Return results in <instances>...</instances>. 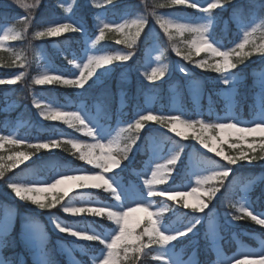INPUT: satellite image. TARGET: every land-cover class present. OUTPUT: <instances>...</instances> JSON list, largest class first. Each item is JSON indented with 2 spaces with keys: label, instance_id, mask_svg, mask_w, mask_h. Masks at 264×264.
Masks as SVG:
<instances>
[{
  "label": "trees",
  "instance_id": "obj_1",
  "mask_svg": "<svg viewBox=\"0 0 264 264\" xmlns=\"http://www.w3.org/2000/svg\"><path fill=\"white\" fill-rule=\"evenodd\" d=\"M135 0H111L110 4H101L98 0H74L70 8V14L74 19L80 21L83 25L84 32L80 33L76 30L74 32H66L61 35L47 38L37 37L35 35L38 31H44L47 29L50 23L59 21L65 16L62 0H40V3L31 11V18L29 20L28 28L25 31L20 18L28 16L29 12L15 4L14 0H0V27L3 23L10 25L14 31L22 33L21 37L15 41L8 40L2 46H0V78L8 76L13 73L15 69H22L27 72L26 83H19L8 86L7 84H0V128L2 130H8L14 125V122L18 117L23 118L24 115H20L22 105L29 106L30 101L34 98L41 99V106L56 104L67 110L74 108L77 105L80 97H77L75 88L67 87L62 83L53 82L51 84L37 85L35 84L36 75L40 71V67L44 62L42 55L39 54L33 40H42L45 42L47 49V55L50 59L52 66L64 75H67L70 71L69 66V53L73 50L79 55L85 43V34L93 36L97 33L99 36V28L103 26L100 23L102 14L106 17L120 20L124 15L131 16L132 19L141 16L142 9L139 8L134 2ZM218 3V9L213 10L217 13L214 16V23L211 28L212 35L219 39L224 48H234L239 42V18L242 17L245 20L249 19V15L257 10L260 15V24L253 30V39L246 44L245 52L251 53L250 56L244 58L242 64H238L236 69H232V73L237 77L235 82L236 87V105L240 116L250 117L254 112V94L256 92L254 86L255 74H253L252 67L258 66L260 59L264 58V51H261L262 47L254 46V41L259 44L260 40L264 39V8H260V5H264V0H216ZM32 3L33 0H28ZM148 5L154 11H165L172 13L173 15L183 20L191 21L196 18L198 12L190 7L170 5L168 7L158 8L154 5L153 0H148ZM191 2V1H190ZM255 4V5H252ZM147 5V6H148ZM223 8V9H220ZM234 9H239L234 13ZM243 13V15H241ZM166 16V15H164ZM168 17V16H167ZM238 17V18H237ZM173 19L171 17H168ZM130 19V18H128ZM131 20V19H130ZM129 20V21H130ZM175 20V19H174ZM157 25L160 34L158 35V42L160 47L164 51L162 55L164 61L172 54V44L168 40L167 34ZM188 24V23H187ZM145 28V27H144ZM144 28L141 30L140 36L137 38L132 48H128L126 44L119 43L124 40L125 35L122 33L134 32L133 27L117 30L115 25L113 27L105 29L104 39L95 40L96 46L99 49H104L108 54H117L116 52L120 48H125L132 55L125 64H121L122 61H114L112 69L100 80L98 83L87 84L82 87L81 92L87 93L90 88L92 92L90 95L85 96L86 103L93 106L94 100H98L101 103L100 117L105 121L114 122L116 117L124 120H130L134 117L135 111L144 106V90L148 85H151L156 92V96L153 100V107L157 114L167 115V111L170 106L169 102V84L175 79L173 75L179 74L181 81L183 82L184 91L181 95L180 105L183 108L186 115L194 116L193 109L195 103L192 99L191 91L186 84L187 80L180 70H174L172 74L168 69L165 72V76L161 79L150 82L147 80L145 71V59L148 58L150 53L148 52V34L143 36ZM173 33L174 39L180 41L178 46L180 47V55H177L182 62L192 63L190 61L183 60L184 55L191 54L192 61H199L205 59H211L207 52H200L193 54L188 50L189 42L193 38V34L185 32V36L181 37L175 32V29H170ZM257 44V46H258ZM233 62L236 57L233 55ZM168 62V61H167ZM126 68L130 70L129 78L123 80L119 71L126 65ZM157 67H161L160 64ZM193 72L205 78L204 90L201 98L199 99V110L204 119L210 120L211 114L214 111H220L223 105V99L221 97V87L218 80H216L217 72L206 71L204 68H193ZM22 83V84H21ZM21 84L20 86H17ZM28 90V96L25 93ZM122 97L125 100L123 107L118 106V99ZM15 98L18 100L20 106L14 111L6 112V100ZM32 111H27L29 115H32L34 125L31 127H22L21 131L26 134L29 139L28 144H23V147L33 152L34 159L41 158V163L38 161H31L29 164H23L17 168L5 170V174L0 178V189L11 200L19 201V198L15 196L14 192L7 187L10 182H27L32 177L38 175H44L47 178L51 177L53 172L56 171L57 166H65V164L75 165L82 164L79 159H73L67 157L64 153V149L60 150H47L40 149L39 151H33L31 145L32 142L45 140L52 134H56L58 131H64L66 133H77L80 126H69L61 120H48L45 117L39 115L40 109L36 105H32ZM25 113V115H26ZM136 116V115H135ZM27 117V116H25ZM127 128V126L125 127ZM168 130L164 126L156 122H149L144 129H142L136 138V145L134 150L128 153V159L122 160L123 164L133 166L139 157L146 154L147 140L145 134L151 130ZM127 133L122 132L120 138H123ZM156 138V136H155ZM173 138V137H172ZM190 141V138H187ZM168 143V142H166ZM66 146V145H64ZM67 147V146H66ZM196 159L200 164L205 165L206 168L213 167L210 161H218L220 164H224L214 154L208 153L205 150H196ZM60 160L63 162L61 163ZM132 160V163L128 161ZM253 163L259 164V161ZM264 163V162H263ZM184 163L178 161L175 165V171L178 174V178H182L184 175ZM257 166H248L244 163L241 167L232 168L233 171L229 177L223 181V185L213 181L212 184L219 188V191L211 199H207V207L213 209L218 216V220L223 224L228 220H233L232 217L240 216L241 219L234 220L231 228L224 226L220 230L222 235L220 245L222 250L227 254L233 253L239 244L247 246L255 251H260L264 243V226L256 224L254 220L246 213H241L237 209L239 207V198L241 196L242 186L244 183L253 178L258 172ZM264 177L263 180L254 186L251 190L250 197L254 204L255 209H260L264 203L263 195ZM62 193V192H61ZM104 195L100 190H90L84 192L82 190L71 191L59 204H56L51 209H41L38 205L32 204L30 201H23V205L30 207L32 210L38 211V213L48 212L55 213L60 216L66 223L79 227L86 222H101L104 223V219L96 218V216L89 215H76L65 213L61 205H67L69 201H78L80 198L102 197ZM157 199L167 202V210L165 216L168 219L177 217L178 221L193 220L191 215L194 211L190 208H185L181 202L177 200H169L164 197L158 196ZM236 205V207H232ZM3 211L0 210V219ZM247 216V217H244ZM143 227V225H142ZM138 229V231L142 230ZM23 221H15L12 230L8 235L3 238L1 243V253L6 260H9V264H16L22 256L24 261L21 264H31L30 258L26 255L27 245L23 242ZM45 229L48 234L47 243L44 246V257L47 264H65L64 255L57 249V241H69L70 237L65 233H60L50 228L45 223ZM194 233L197 234L194 243L191 244L190 249H195L197 256V264H205L214 260V254L210 243L208 242L204 226L197 224L194 229ZM231 232L234 233L231 234ZM193 236L188 235L180 241L182 244L186 243ZM146 239V238H145ZM81 252H75V257L78 258L84 264L88 263V257L90 253L98 252L102 247L97 242H85L81 245ZM151 251H146L139 257L129 253L127 257H124L121 253L120 264H158L157 245L151 246ZM235 264H259V262H244L238 261Z\"/></svg>",
  "mask_w": 264,
  "mask_h": 264
},
{
  "label": "rangeland",
  "instance_id": "obj_2",
  "mask_svg": "<svg viewBox=\"0 0 264 264\" xmlns=\"http://www.w3.org/2000/svg\"><path fill=\"white\" fill-rule=\"evenodd\" d=\"M74 0H62V4L64 7V12L65 16L60 19L59 21L50 23L48 27L55 26L56 23H73L74 27L61 32L59 35L62 33L66 32H74L75 31V26L76 25H82V23L76 19L73 18L70 14V8L73 4ZM148 0H135L137 6L142 9L141 15L147 16V24L145 25L144 31H143V36L147 35L148 36V41L150 40L152 43L149 45L148 44V52L150 53L149 57L145 59V67L146 71L145 73L151 74V68L152 67H157L159 64L161 67L167 66V69L170 73L173 74L174 70H180V66L186 67L189 72L188 74H184L187 82L186 84L188 85L189 90L191 91L192 98L195 103V108L193 109L194 116H189L185 114L183 108L180 105V97L182 95V92L184 91L183 88V82L180 80L181 76L179 74L173 75V78L175 79L172 81L171 84H169V97H170V106L167 111V115H177L180 114L185 118H192V119H204L202 117V114L199 110V107L197 105L198 100L200 99L203 90H204V83H205V78L197 75L193 72V68H195L193 63H185L182 62L179 57L177 56L176 53L172 51V54L169 55V57L166 59L167 61H164L163 56H160V59L157 60L156 57L160 55V51L162 48L160 47V43L158 42V35L160 34L159 29L157 25L155 24L156 19L154 16L151 15V12L153 11L151 7L148 5ZM191 1V0H190ZM34 2V0H33ZM32 2V3H33ZM99 3L104 4L105 0H98ZM206 2H214L217 3L216 0H199V3L202 6L206 7ZM148 5V6H147ZM25 10V9H24ZM159 15H166L168 17H171L173 19H179L180 22H182L181 18L173 15L172 13L165 12V11H155ZM131 16L125 15L123 16L120 20H114L111 18L106 17L104 14H102V17L99 19L101 24L104 23H110L114 25H119V24H125L126 21H129ZM238 18V17H237ZM249 21L251 24L245 29L240 27L241 23H247ZM183 22L188 23V24H204L207 23V20L203 17H201L199 14H197L196 18L192 19L191 21L188 20H183ZM214 23V16L212 17V25ZM260 24V15L257 13V11H254L252 15H250V18L248 20H243L242 18H239V23H238V28H239V42L241 43L244 40L243 37V32L248 31L249 36H248V42L250 39H253V30ZM5 29H12L10 25H7V23H3L2 26ZM131 27H126L127 31H129ZM211 28L210 27V35L211 33ZM12 34V33H10ZM0 35H3V31L0 30ZM194 33H193V38H194ZM58 36V35H57ZM97 36V33H95L92 37L89 36L88 34H85V43L83 45V48L81 49L79 55H77L73 50L69 53V66H70V71L68 75H63L55 70V68L52 66L50 63L49 58L47 57L46 54V47H45V42L42 40H33L34 45L36 46L38 52L42 57H45L44 60L45 62L43 65L40 67V71L36 75V78L42 76V75H52V76H64L65 78L68 79H74L76 76L79 75V71L77 68H75V64L80 63L82 64L83 62H86L87 56L88 55H105L108 54V52L104 49H99L96 46V39L93 40ZM55 37V36H54ZM47 38H52V37H47ZM192 38V39H193ZM191 39V40H192ZM216 42L219 45H222V43L219 41V39L215 38ZM8 41V40H7ZM5 41L4 43H6ZM95 42V43H94ZM247 44V43H246ZM246 44L245 48L246 49ZM258 43H256V40L254 41V46L256 47H264V39L260 40L258 46ZM200 47H204L203 45H199ZM224 48V46H223ZM222 48V50H223ZM188 50L193 53V54H198L195 51V48H193L190 43L188 46ZM121 52H128L125 48H120L116 53H121ZM201 52H207L210 57H213L211 59H205L208 60L210 63H215L217 59H220L219 57H216L214 54L208 52L206 49ZM121 64H125V62H121ZM112 65L102 67L101 69L98 70V72L87 82V84H93V83H98L100 82L101 79H103L104 76L112 69ZM126 65H122L121 67H124L121 69L118 73L120 77H124V79L129 78L130 70L126 68ZM206 71H211L215 72L213 69L204 68ZM22 71V69H15L12 74L5 76L3 80H11L14 79L15 76L19 75V73ZM253 74H255L254 78V86H255V94H254V106L257 104L259 95L261 93V79L264 78V58L260 59V63L256 67H252ZM24 76L21 77L19 81H16L15 83H5L8 86H13L20 81L22 83H26V75L27 72L26 70L23 71ZM182 73V72H181ZM226 77H228L231 81L232 84L229 86H224L222 83L219 84L221 87V97L224 101V104L221 107L220 111H214L211 114L210 120L204 119L206 121H211V120H216L217 117H223L225 116L228 112L235 113L239 115L240 119L247 123L248 121H251L254 119V113L250 117H244L240 116L237 105H236V87H235V82L237 81V77H235V74L232 73L230 70V73H225L224 74ZM221 73H217L216 80L221 82L220 80ZM161 79V78H160ZM55 82V81H54ZM21 83V84H22ZM21 84H18L17 86H20ZM86 84V85H87ZM66 85V84H64ZM67 87H73L76 90L77 97H80L79 102L77 101V105L72 108L71 110H65L61 106H58L56 104H49L48 106L52 110H58L59 112H80L81 115L86 116L87 120L85 121L86 123L90 122L91 127H95L97 133L99 134L100 143H103L105 145L108 144V142L117 136L120 137V134L122 133V129H125L128 123L134 122V119L137 118V113L140 112L142 109H151L153 110L154 114H157L155 111V108L153 107V99L156 96V92L153 90L151 85H148L145 90H144V98H145V103L144 106L137 109L135 111V115L132 119L130 120H124L122 118L116 117L115 121H104L102 118L99 116V108L101 106L100 101L94 102V109L90 107L89 103H86L85 96L90 95V92H92V88L88 90L87 93H82L80 87H77L75 85H66ZM26 95L28 94V90H25ZM28 96V95H27ZM41 99L35 98L32 101H30L29 106H25L24 104L22 105V109L26 113L27 111H32V102H39ZM7 106H6V112H11L14 111V109H17L18 106H20L21 103L18 102V100L11 98L10 100H7ZM35 104V103H33ZM125 105V100L120 97L118 99V106L121 108ZM30 113V112H29ZM28 114V120L25 118H18L16 122H14V125L9 128L6 131H3L0 129V135H9L13 139L16 138H23L25 139L24 144H28L30 141L28 137L26 136L23 131H21V128L25 125L28 127L34 125L32 121L35 120V118L32 115ZM31 114V113H30ZM24 115V113H23ZM22 116V115H21ZM25 117V115H24ZM63 121V120H61ZM64 122V121H63ZM75 125L78 124V122H73ZM67 124V123H66ZM69 125V124H67ZM71 126V125H69ZM156 136V138H155ZM173 137V138H172ZM145 138L148 141L147 142V153L145 156H143L141 159L142 161L136 162L134 167H129L128 165L124 166L123 162L120 167L117 169L113 170L112 172L105 174L106 179H110L111 182H113L114 185L119 186L120 188L128 189L131 187H135L140 193H145L146 188L143 185V180L148 179L151 177V170L155 169L157 164H166L167 159L171 156L176 151L181 152L180 156V161L184 163V175L182 178H178V174L175 171V167L172 168L171 173L169 177L165 180V182L161 185H154L153 190L155 192H161V191H173V192H191V188L193 187H198L196 184V179L197 176L194 175V173L199 174L201 176L208 175V169L212 167L206 168L205 165L200 164L197 159H196V150L197 149H203L201 145L197 141H195L192 138V133L191 131L187 132V138H190V141L187 138H181L178 137L175 133H172L169 129L168 130H160V129H154L151 131H147L145 134ZM50 139L57 140L59 142V147L56 148H50L47 150H58L62 149L63 150V145L67 146V149H64L63 151L67 153L71 158L73 159H79L80 152L79 150L75 149L72 147L68 141L70 140H78L81 142H86V143H95V140L87 135V130L86 129H79L77 133H66L64 131H59V133L49 136L45 140L41 141H35L30 143L29 145L38 143V142H46ZM121 139V138H120ZM256 140L257 143H259L260 137L259 134L256 135ZM166 142H168L166 146ZM231 142V141H230ZM134 144L132 146V150L136 149ZM224 148L226 154L228 155H233L236 156L238 154V150H233L229 149L227 144L222 145ZM60 149V150H61ZM182 149V151H181ZM208 153V150L203 149ZM95 156L100 155L99 149L93 150ZM19 153H24L28 155L27 160H22V158L18 155ZM213 154V153H211ZM215 155V154H214ZM251 155V153H250ZM255 155L257 157L264 156V153L260 151V149L257 147ZM0 156L4 157L2 161H0V164L5 165V170H10L7 169V165L14 162L17 159H21L22 162L17 164V167L23 165V164H29V162L33 161L35 162L36 159H34L33 152L29 149H26L23 147V144H13L11 143L10 140H5V141H0ZM216 156V155H215ZM9 157L12 159L10 160ZM218 157V156H216ZM224 164L227 162L223 160L222 157H218ZM80 160V159H79ZM178 160V161H179ZM82 164H75V165H70V164H65L64 167L59 168L50 179H47L44 175H39L36 177L30 178L29 181H47L48 183L53 182V178H59L60 174L67 175V176H77V175H90L92 171H98L95 169L94 165H89L87 161H82ZM256 161H259V164L256 163H251L249 164L246 161H238L237 165L230 166L232 168L236 167H241V164L244 163L245 165L248 166H259L257 169L259 170L258 173L254 176V178L249 179L245 182V184L242 187V194L240 196V203H244L245 205L249 206V211L253 213V215L260 214V218L264 219V203L261 206L260 209H255L254 204L252 200L249 198L248 193L254 187L261 178L264 176V159H258ZM134 163V162H133ZM83 165V166H82ZM13 169V168H12ZM1 178V177H0ZM81 183L79 180H74V179H68L62 181L60 185H57L56 189L52 190L54 192H64L67 191L68 193L73 190H77L79 188H76L75 185ZM86 187L83 189H80L84 192H88L90 189H96L91 187V184L94 183H101L102 181H96V182H91L87 181ZM68 184V185H67ZM209 185L205 184L203 188L201 189L200 192H198L195 195H189L187 197L183 196H177L175 200L178 202H181L184 205V201L187 200L189 204H199L201 201L207 204V199L208 197L203 195V192L208 188ZM216 187V186H215ZM98 189H102L103 192L106 194L102 197H85V198H80L78 201H70L66 206H73V207H107L109 205H112L116 203L114 197L111 195V191L107 190L105 187H101ZM158 197V196H157ZM169 200H173L169 197H164ZM145 199L150 202V208L149 211L151 212H160L162 211L163 219L162 222L164 223L165 227L168 228H174V229H180L183 228L186 224L189 222L193 223V220H188V221H178L177 217L168 219L165 216V212L167 209V203L164 200H159L157 198L151 199L147 198L145 196ZM19 201L16 200H11L8 195L3 193L0 189V210L4 211L2 219L0 220V244L6 236L15 220L21 219L24 221V226L25 229L23 231V242L27 245V253L26 255L30 258L31 264H47L45 259H44V253H43V248L45 244L47 243V234L44 229V224L46 223L48 226H50L53 230L58 231L55 226L53 225L51 218L55 217L58 222H60L63 225H68L66 224L58 215L48 213V212H43V213H38V211L32 210L30 207L23 205V200L19 199ZM127 206V205H126ZM128 206H131L133 208H136L135 204H130ZM80 215H89V216H95L93 214H80ZM192 218L194 217H199L200 218V223L204 226V232L206 238L212 242V247L213 251L215 253V257L212 263L207 262L205 264H235L238 261H244V262H259L260 264V258L258 256H250L245 258L243 255H239V253H247V252H260L264 250V245L260 251H255L247 246H244L242 244H239L238 248L231 254L227 255L223 253L220 244H219V239H220V230L226 226L227 228H231L232 224L234 223L233 220H228L227 223L223 224L220 222L217 218V215L215 211L209 207L205 208L203 212H194L193 215H191ZM105 220V224L101 223H96L95 225L92 223H88L86 225H81L77 230L79 229H86L89 230V234L93 232H100L103 231L105 233L111 231L112 229L116 228V225L107 219L106 213L102 216ZM247 217V216H244ZM147 218V213H145L142 209L137 208V210L133 213L130 214L129 220L130 223H134L137 219H140L142 221H146ZM155 218V217H153ZM195 221V220H194ZM59 232V231H58ZM193 232V231H192ZM62 233V232H61ZM233 234V232H231ZM193 233H188V235H192ZM69 235V234H68ZM234 235V234H233ZM185 237V236H184ZM183 237H181L178 240H174L171 242L170 245H168L166 248L162 249L164 254L169 257V259L173 262V264H196V253L194 251H190V246L191 243L194 241V238H191L189 241H187V245H179L176 242L180 241ZM71 242H76V243H83L85 241H82L78 238H74L73 236L70 237L69 243L65 242H60L59 241V246H56L58 250L63 252L65 254V260L66 264H83L79 260L74 258V252L75 250L79 251L80 246L79 245H74L71 246ZM264 244V243H263ZM1 248V246H0ZM75 248V249H74ZM157 249L159 251L158 256L160 255V249L159 246H157ZM189 249V250H187ZM190 251V252H189ZM100 256V251L95 252L90 254L89 257V264H94V257H99ZM157 256V257H158ZM233 257H235V260H233ZM6 260L3 259L1 249H0V264H4ZM19 261L22 262L23 258L20 256ZM8 264V261H6Z\"/></svg>",
  "mask_w": 264,
  "mask_h": 264
},
{
  "label": "snow or ice",
  "instance_id": "obj_3",
  "mask_svg": "<svg viewBox=\"0 0 264 264\" xmlns=\"http://www.w3.org/2000/svg\"><path fill=\"white\" fill-rule=\"evenodd\" d=\"M15 4L19 5L21 8L29 12L28 16L20 18V22L23 25L24 30L28 28L29 20L31 18V11L39 3L40 0H34L33 3H29L28 0H14ZM106 4H110L111 0H105ZM154 3V2H153ZM155 5V4H154ZM172 5L190 7L197 10L198 14L207 20L204 24H187L181 23L179 19H170L167 16L159 15L154 10L151 15L155 17L156 23L164 34H167L168 40L172 44V49L177 53L181 52L180 47L174 43V36L170 29L179 28L182 34L183 32L194 33V38L189 42L190 45L195 48L196 53H200L205 49L214 54L217 59L216 62L210 63L208 60L192 61L191 54L184 55L183 60L190 61L198 68H210L217 73H221V83L224 86H229L232 81L226 77L225 73H230V70L236 69L238 64L244 62V58L251 55L249 52L243 51L245 44L248 43L249 32L244 31V40L241 43L235 45L234 48H223V45H219L214 35H210V27L212 26V17L216 16L217 13L213 10L218 9V3L206 2V7L199 3V0H176ZM255 5V4H252ZM256 6V5H255ZM260 8H264V5H260ZM223 9V8H220ZM239 9H234V13L238 12ZM243 15V13H241ZM73 23H56L55 26L48 27L44 31H38L35 33L37 37H54L59 35L61 32L67 31L74 27ZM147 24V16H138L130 21H126L125 24L115 25L117 29H124L126 27H133L134 32L132 34L131 46L124 40L119 41V43L126 44L128 48H132L135 44L137 38L141 34V30ZM251 24L249 21L247 23H241L240 27L247 28ZM113 27V24L104 23L102 27L99 28V36L96 40L104 39L105 29ZM3 31V35H0V46L4 44L7 40L15 41L21 37L22 33L19 31H14V29H5L0 27ZM77 32L83 33L85 30L79 24L75 26ZM12 33V34H10ZM204 40V43L194 44V41ZM95 43V42H94ZM203 45L204 47H200ZM211 46V47H210ZM223 48V50H222ZM165 50L160 51V55L156 57L157 60L160 56L164 54ZM261 51H264L262 47ZM131 52H121L117 54H105V55H88L86 62L82 64H75V68L78 69L79 75L74 79H68L64 76H52V75H42L35 79V84L45 85L51 84L54 81L57 83H62L66 85H75L77 87H84L87 82L98 72L102 67L109 66L113 64L114 61L126 62L130 59ZM180 55V54H179ZM236 57L235 62L232 60V56ZM167 66L163 67H152L151 74H147L146 78L150 82H155L160 78L165 76ZM180 71L182 73L188 74L189 70L180 66ZM24 76V72L21 71L19 75L15 76L11 80L0 79V84L4 83H15L19 81L21 77ZM35 105L40 109L39 115L45 117L48 120H63L65 123L75 126L73 123L78 122L81 129L87 130V135L95 140V143H86L78 140H70L68 143L72 145L73 148L79 150V159L82 161H87L89 165H94L95 169L98 171H92L90 175H77V176H67L60 174L59 178H53L52 183L47 181H28V182H10L7 187L10 188L16 197L23 201H30L34 205H38L41 209H51L56 204H59L65 196L68 195L67 191L64 192H54L52 190L56 189L57 185H60L62 181L68 179L79 180L81 183L75 185L76 188L83 189L87 185V181H102L101 183L91 184L93 188L105 187V185H110V188H106L111 191V195L114 197L116 203L105 207H71L61 205L65 213L70 214H93L96 217H102L105 213L107 219L112 221L116 228L105 233L103 231L93 232L89 234V230L79 229L77 230L75 225H63L56 220L55 217L51 218V221L55 228L62 233L69 234L74 238H78L85 242H97L102 247L100 248V256L94 257V264H120L121 253L124 257H127L129 253L134 256L139 257L146 251H151L152 245L159 246L160 255L157 257L158 264H173V262L167 257L162 249L166 248L174 240H178L181 237L187 236L188 233L192 232L197 224L200 223L199 217H194L195 222H189L183 228L174 229L165 227L162 222L163 215L160 212L149 211L150 202L145 199L147 198L155 199L157 196L169 197L173 200L177 196L187 197L189 195H195L201 191L205 184L211 185V195L207 196L211 200L219 188L215 187L212 182H218L223 185V181L227 179L230 173L233 171V165H237L238 161H246L249 164L258 160L264 159V156L257 157L255 155L257 147L262 153H264V78L261 79V93L259 95L257 104L253 108L254 119L243 122L239 115L228 112L223 117H217L216 120L206 121L204 119H192L185 118L180 114L177 115H165V114H154L151 109H142L137 113V118L134 122L128 123L127 128L122 129V132L127 133L131 137V144L126 151L125 155H116L113 152V163L104 162L106 159L105 149L113 148L118 145L120 137L110 140L107 145L100 143L99 134L95 127L90 126V122L86 123V116L81 115L80 112H59L58 110H52L50 107L44 108L39 102H35ZM149 122H156L169 129L172 133H175L178 137L187 138V132L191 131L192 138L202 146L203 149L215 154L218 157H222L226 164H220L218 161H210L212 168L208 169V175L201 176L194 173L197 176L196 184L198 187L191 188V192H173V191H161L155 192L153 190L154 185H161L169 177L172 168L175 167L177 161L180 159L181 152L176 151L167 159L166 164H157L155 169L151 170V177L143 180V185L146 188L145 193H140L135 187L128 189L120 188L113 184L110 179L105 178V174L112 172L122 165V160L128 159V153L132 150V146L136 143V138L140 131L145 128ZM134 133V136H132ZM259 134L260 140L257 143L256 135ZM10 140L13 144H24L26 141L23 138L13 139L9 135H0V141ZM231 141V142H230ZM227 144L229 149L238 150L236 156L226 154L222 145ZM59 142L54 139H50L46 142H38L31 145L33 151H39L40 149H50L59 147ZM99 149L100 155L95 156L94 151ZM182 151V149H181ZM251 153V155H250ZM28 155L24 153H19L18 155L22 160H27ZM4 157L0 156V161ZM11 160L12 158L9 157ZM21 159H17L14 162L7 165V169H12L17 166V164L22 162ZM5 174V165L0 164V177ZM205 192V191H204ZM203 192V193H204ZM206 196V195H205ZM130 204H135L136 208L128 206ZM127 205V206H126ZM207 204L201 201L199 204H189L187 200L184 201V207L190 208L194 212H203L207 208ZM236 207V205H232ZM137 208L142 209L147 213L146 221L137 219L134 223H130V214L135 212ZM239 212L246 213L252 218L258 225L264 226V219L260 218V214L253 215L249 211V206L244 203L239 204ZM155 217V230L162 234L165 239L155 238L151 232L150 228L153 226L149 223V219ZM233 220L241 219L240 216L232 217ZM143 225V227H142ZM142 230L138 231V229ZM146 238V239H145ZM239 255L245 256V258L250 256H258L260 258V264H264V250L260 252H247L239 253ZM235 260V257H233ZM4 264H7L5 261Z\"/></svg>",
  "mask_w": 264,
  "mask_h": 264
},
{
  "label": "clouds",
  "instance_id": "obj_4",
  "mask_svg": "<svg viewBox=\"0 0 264 264\" xmlns=\"http://www.w3.org/2000/svg\"><path fill=\"white\" fill-rule=\"evenodd\" d=\"M154 4L156 7L158 8H162V7H168L170 5H172L174 2H176V0H153ZM175 32L179 34V36L184 37L185 36V32L181 33V30L179 28H174ZM120 30V29H117ZM190 35L193 34L191 32H188ZM125 35L124 41L126 43L129 44V46H131V42H132V34L130 32L128 33H122ZM204 40H197L194 41V44H199V43H204ZM174 43H176L177 45L180 43V41L178 40H174ZM211 47V46H210ZM177 55H179L180 53L177 52ZM44 108H48L49 106L44 105ZM132 136H134V133H132ZM132 140L131 137L129 135H126L125 137L121 138L118 142V145L115 147V149L113 148H108L105 149V153H106V159L104 162L107 163H113L115 162L113 160V152H115L116 155H125L127 149L129 148L130 144H131ZM106 188H110V185H105ZM203 195L206 196H210L211 195V185L208 186V188L205 190V192L203 193ZM73 207V206H71ZM74 208V207H73ZM239 211V209H237ZM149 223L153 226L152 228L149 229V231L151 232V234L157 238V239H165V237L162 236L161 233H159L158 231L155 230V218L151 217L149 219Z\"/></svg>",
  "mask_w": 264,
  "mask_h": 264
},
{
  "label": "bare ground",
  "instance_id": "obj_5",
  "mask_svg": "<svg viewBox=\"0 0 264 264\" xmlns=\"http://www.w3.org/2000/svg\"><path fill=\"white\" fill-rule=\"evenodd\" d=\"M202 94H203V93H202ZM201 96H202V95H201ZM200 98H201V97H200ZM198 101H199V100H198ZM223 104H224V101H223ZM197 105H198V107H199V103H198V102H197ZM221 107H222V106H221ZM258 171H259V170H258ZM257 173H258V172H257ZM257 173H256V174H257ZM254 176H255V175H254ZM263 177H264V176H263ZM263 177L261 178V180L259 181V183L263 180ZM253 178H254V177H253ZM251 179H252V178H251ZM91 182H96V181H91ZM257 184H258V183H257ZM257 184H256V185H257ZM67 185H68V184H67ZM253 188H254V187H252V189H253ZM252 189H251V190H252ZM251 190H250L249 193H248V196H249L250 199H251V197H250ZM261 198L264 199V188H263V195H261Z\"/></svg>",
  "mask_w": 264,
  "mask_h": 264
}]
</instances>
